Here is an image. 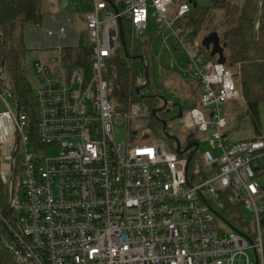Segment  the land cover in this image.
Listing matches in <instances>:
<instances>
[{
	"label": "built area",
	"instance_id": "1",
	"mask_svg": "<svg viewBox=\"0 0 264 264\" xmlns=\"http://www.w3.org/2000/svg\"><path fill=\"white\" fill-rule=\"evenodd\" d=\"M111 1L117 12L109 0H92L84 16L86 44L50 48L53 56L35 63L34 130L29 108L0 71V165L8 171L1 173L7 191L0 204V243L15 264H235L250 248L263 264L264 139L227 138L221 104L244 100L233 71L201 53L189 55L184 67L201 91L196 106L179 119L182 127L212 131L206 172L193 184L186 158L164 142L142 146L133 140L131 122L143 112L131 93L126 105L115 106L104 76L122 46L120 25L133 47L152 17L174 31L188 52L184 39L191 32L181 35L176 24L196 1ZM173 4L176 12L170 14ZM258 4L262 11L264 0ZM67 34L64 26L48 30L49 37ZM82 45L89 69L67 53ZM126 123L127 140L119 142L116 130ZM52 148L60 149L56 156H40ZM220 194L254 214V234L216 228V220L228 226L213 212L225 217ZM247 264L255 263L248 258Z\"/></svg>",
	"mask_w": 264,
	"mask_h": 264
},
{
	"label": "trees",
	"instance_id": "2",
	"mask_svg": "<svg viewBox=\"0 0 264 264\" xmlns=\"http://www.w3.org/2000/svg\"><path fill=\"white\" fill-rule=\"evenodd\" d=\"M259 0H212L210 7H199L197 3L191 12L179 19L176 28L181 35H186L189 29L190 34L186 37L192 44L198 42V37L204 40L210 34H216L219 38V45L222 56L225 58V66H237L235 74L239 81L243 99L248 105V111L252 116L253 125L256 131L254 139L262 138L259 131V105L264 103V7L259 8ZM45 15L42 13L37 0H0V71L4 61L3 73L7 77L12 92L18 97L21 104L29 108L32 119L33 130L36 123L34 111V85L32 84L26 67L27 56L30 49L25 40V29L42 25ZM259 23V26H258ZM126 33L128 30L125 28ZM203 42V41H202ZM126 46L131 58H127L122 46L118 50L124 53L121 57L123 69L118 73L121 93L127 101L128 95H137L136 89L143 84L146 76L150 78L147 57L149 54L148 45L136 40L132 47L128 38ZM69 48L67 53L69 58L75 55V63H83L86 68H90V58L88 50L83 48ZM201 53L207 60L214 61L220 57L211 56V50L201 46ZM142 56V60L136 57ZM216 62V61H215ZM136 81L140 82L135 85ZM132 90V92H130ZM129 91V93H128ZM160 96H164L161 88L154 86L151 82L141 89V94L137 95L139 100L149 98L150 108L162 105ZM169 111H162L158 116L168 119ZM152 128L159 138L164 139L174 150L175 142L167 139L164 135L162 124L152 116ZM168 132L169 127H167ZM171 134V133H170ZM185 146V145H184ZM194 156L190 166L193 163ZM204 173H188V182L195 183ZM6 187L3 184L0 173V204L5 203ZM264 194V186L262 188ZM220 200L224 202L221 213L231 219H235L238 213L239 204H234L230 196L220 194ZM264 205V197H263ZM264 250V211L260 219ZM0 264H15L14 259L8 250L0 243ZM264 264V255H263Z\"/></svg>",
	"mask_w": 264,
	"mask_h": 264
},
{
	"label": "rangeland",
	"instance_id": "3",
	"mask_svg": "<svg viewBox=\"0 0 264 264\" xmlns=\"http://www.w3.org/2000/svg\"><path fill=\"white\" fill-rule=\"evenodd\" d=\"M199 7H210L212 0H195ZM244 1V0H239ZM37 3L45 15L42 25L36 27H28L25 29V40L30 52L27 56L26 67L28 70V76L36 88L39 85L38 78L35 74L34 65L37 62L49 59L53 56V47L67 44H77L78 40L82 44H86V30L84 23V16L88 13L92 6V0H37ZM177 4H173L170 8V14L176 12ZM66 27L68 30L67 36L62 38L49 37L48 30L53 28L58 30L60 27ZM198 42L191 43L189 38L184 39L185 46L188 50L182 49L183 45L180 44L174 31L161 27L157 23L156 19L150 17L148 29L144 32V35L139 38L140 41L148 45V57L147 64L149 66L151 82L154 86L161 88L165 100L169 104V108L176 105L181 107L186 112L190 111L193 107V101L195 99V83L191 79H188L184 75V67L189 61V55H197L199 51H202V38L198 37ZM190 53V54H189ZM125 56L124 53L116 52L114 56L109 60L107 68L104 71L105 79L109 83L110 97L113 100L115 106L119 107L126 105V101L121 93L120 82L118 81V73H121L123 66L121 57ZM214 61H218L215 58ZM231 70L234 74L237 73V66H231ZM236 84H239L237 77H234ZM139 81L135 83L137 85ZM142 85V84H140ZM129 93V91H128ZM132 101L135 102L142 110L143 116L136 121L131 122V130L134 132L132 135L133 140L139 142L140 145L145 146L153 142H164L171 150L172 146L168 144L164 139L159 138L156 132L152 128V109L149 105V98L139 100L137 95L132 96ZM7 102L12 107L16 105V102L7 97ZM161 106L157 108H161ZM4 105L0 103V109ZM221 113L223 117L227 118L228 127L225 132L230 142H240L254 138L257 134L253 125L252 116L248 111V105L245 101H241L238 104H234L231 101H224L221 104ZM259 118L261 137L264 139V103L259 105ZM180 120H169L168 127L172 135L178 137L183 146L193 137L200 144L198 151L194 154L193 163L190 166L189 172L191 174L205 173L204 152L211 150L210 138L212 131L203 132L198 129L186 130L182 127ZM128 123L124 126H120L116 130V137L119 142L127 140ZM60 151L59 148L47 149L40 152V156L54 157ZM190 155L186 153L183 157L188 158ZM1 159V158H0ZM5 165H0V173H7ZM264 181L262 180V183ZM7 190V189H6ZM205 195L209 198L214 207L217 205L212 201L209 193L204 191ZM238 215L235 219L226 218L235 228L240 231L248 232L251 235L254 234L255 216L245 206L240 205L238 209ZM215 226L218 230H230L228 226H225L222 221L216 220ZM254 249L250 248L246 251V254L241 258H237L235 264H247L249 258L251 263H255Z\"/></svg>",
	"mask_w": 264,
	"mask_h": 264
},
{
	"label": "water",
	"instance_id": "4",
	"mask_svg": "<svg viewBox=\"0 0 264 264\" xmlns=\"http://www.w3.org/2000/svg\"><path fill=\"white\" fill-rule=\"evenodd\" d=\"M109 4L111 6L114 7L115 11L117 12V8L115 7L114 3L109 0ZM120 40H121V45H122V48L127 56V58H131L133 59L132 57H130L129 53H128V50H127V46H126V38H125V32L122 28V26L120 25ZM202 45L207 49V50H211V56L214 57L216 55H220L219 59H218V63L220 64H225L226 63V60L225 58L222 56V50L220 48V45H219V38L216 34H210L208 37H206L203 42H202ZM136 59H139V60H142V61H145V59L142 57V56H138L136 57ZM3 67H4V61L2 63V70H3ZM150 82V78L149 76L147 75L146 78H145V83L142 84L140 87H138L136 89V94L137 95H140L141 94V89L147 85L148 83ZM159 99L163 102V106L161 108H157V107H154L152 109V112H151V115L156 118L159 122H161L162 124V129H163V132H164V135L167 139H170V140H173L175 142V146H174V150L175 152L180 155V156H184L186 153H189L190 152V155L188 156L187 158V170H189V166H190V163H191V160L194 156V154L198 151L199 149V142L197 140H195L193 137L190 138V140L185 144V146H183L182 142L180 141V139L172 134H170L167 130V127H168V119H162L158 116V113L159 112H162V111H170L168 109L169 107V104L168 102L165 100L164 96H160ZM180 108V113L177 117V119H181L183 117V112H182V109L181 107ZM205 203H207V201L204 199ZM209 205V204H208ZM213 210V209H212ZM213 212L215 213V215L222 219L223 221H225V223H227V225L229 226V228L231 230H233L234 232L236 233H239V234H242V235H245L243 234L240 230H238L237 228H235L231 223H229L226 218H224L220 213H218L217 211L213 210ZM246 236V235H245ZM247 237V236H246ZM249 241L251 242V244H253V241L251 239H249ZM255 264H259V257L256 255L255 256Z\"/></svg>",
	"mask_w": 264,
	"mask_h": 264
},
{
	"label": "flooded vegetation",
	"instance_id": "5",
	"mask_svg": "<svg viewBox=\"0 0 264 264\" xmlns=\"http://www.w3.org/2000/svg\"><path fill=\"white\" fill-rule=\"evenodd\" d=\"M173 108H169L168 109L170 110L169 111V115H168V120H177V117L180 113V108L176 105L172 106ZM183 114L185 113L184 110H182ZM179 121V119H178Z\"/></svg>",
	"mask_w": 264,
	"mask_h": 264
},
{
	"label": "crops",
	"instance_id": "6",
	"mask_svg": "<svg viewBox=\"0 0 264 264\" xmlns=\"http://www.w3.org/2000/svg\"><path fill=\"white\" fill-rule=\"evenodd\" d=\"M192 81H194V80H192ZM194 83H195V90H194V94H195V99H194V101H193V107L194 106H196V104H197V102H198V98H199V95H200V85H199V83L198 82H196V81H194Z\"/></svg>",
	"mask_w": 264,
	"mask_h": 264
}]
</instances>
